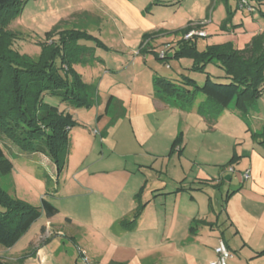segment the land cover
<instances>
[{
  "label": "crops",
  "instance_id": "crops-1",
  "mask_svg": "<svg viewBox=\"0 0 264 264\" xmlns=\"http://www.w3.org/2000/svg\"><path fill=\"white\" fill-rule=\"evenodd\" d=\"M87 1L92 5L90 11L63 10L62 19L69 24L62 29L74 26L83 30L87 18H91L92 23L105 25L116 38L122 35L123 43L134 38L140 47L144 35L158 29L172 33L184 25L172 31L163 25L159 28L146 17V8L134 5L133 0H72L77 7ZM95 29L100 31L99 26ZM200 39L203 38L197 42ZM219 44L213 42L205 47ZM133 61L124 62L120 70L129 69ZM181 61L178 60L180 67ZM188 69L183 67V71ZM150 75L152 86L147 95H135L124 84H115L105 96L97 93V103L79 113L78 119L67 107L58 106L72 116L75 128L81 131L70 130L69 155L59 174L44 156L53 165V176L62 183L54 193L43 196L58 213L52 218L41 216L31 226L29 244L23 249L28 258L22 264H85L81 255L89 264H208L215 260L214 248L219 240L231 254L227 264H264V150L247 141L240 147L231 171H200L192 178L183 173L170 183L161 179V172L154 171L149 161L155 157L169 161L183 155L185 138L182 151L169 152L181 121L186 122L189 113L159 100L153 88L156 74ZM260 122L262 125L264 120ZM87 131L99 136L100 148L109 154L99 151L96 163L107 162L113 156L115 162L118 158L136 157L144 164L134 159L131 168L125 161L123 165H103L106 168L88 166L86 161L96 145ZM143 165L146 169H142ZM245 170H249L248 180L242 178ZM146 172L151 173L148 177L153 181L148 180ZM233 182L237 183L236 189L227 190V184ZM56 195L61 198L57 205L48 197ZM137 201L143 209L134 226L127 229L122 222L133 218Z\"/></svg>",
  "mask_w": 264,
  "mask_h": 264
},
{
  "label": "rangeland",
  "instance_id": "rangeland-1",
  "mask_svg": "<svg viewBox=\"0 0 264 264\" xmlns=\"http://www.w3.org/2000/svg\"><path fill=\"white\" fill-rule=\"evenodd\" d=\"M153 1L158 2V4H153ZM91 2L94 3L93 0ZM86 3L83 2L79 5L80 7H77L72 0L28 1L22 11L10 21L7 28L18 35V38L13 41V50L22 59L36 61L40 56V44L43 43L45 34L54 28H61L69 24L67 19H62L64 11L76 10L77 8L92 10V5L88 4V1ZM133 3L139 8H146V17L159 28L163 25L164 29L172 31L182 23L184 25L181 29L186 26H202L206 38L200 39L196 43L198 52H202L206 48V44L213 42L231 43L234 48L243 49L258 32L264 29V18L261 14L264 7L259 6L256 0H249L252 12L237 8L236 0H133ZM87 20L83 30L93 38L105 43L106 47H97L92 41H82V44L91 47L93 59L74 64L73 69L81 76L84 83L94 85L97 93L102 94V96H105L110 88H114L115 84H124L135 95H147L150 86H152L149 81L150 72L171 82L180 80V76L177 74L181 72L193 79L199 86L202 85L205 74L214 77L223 75L220 66L214 63L205 64L203 72L183 71V67L191 68L192 66L191 59L186 57L181 61L182 67L179 66L178 61L173 59L168 60L167 63H161L156 55H159L163 49L173 52L175 46L169 45L177 44L182 39L179 34L177 35L178 38L174 32L165 33L166 31L158 29L153 31L154 33L148 34L149 36L144 41V47L141 48L134 38L133 40H124L123 43L122 35L116 38L112 35L113 33H110L111 30L104 27L105 25L102 27V24L92 23L91 18H87ZM97 26L100 27V31L95 29ZM202 28L200 29L202 30ZM163 37L165 38L158 40ZM175 38L178 39L175 40ZM140 42L141 40L139 44ZM165 43L168 44L163 47ZM146 44H148L147 47ZM137 56H140L139 60H136ZM143 56H148L145 65L142 64V61L146 60L143 59ZM132 61L133 64L129 66V69L120 70L124 62L131 63ZM107 69L113 72H107ZM199 100L193 106L184 109L179 108L180 111L189 113L187 121L184 123L181 121L179 127L181 141L175 148V152L182 151L183 138H185L186 147L183 155L180 158H172L169 160L170 162L168 161L169 158L162 159L161 157H155L149 161V166H152L154 171L161 172L158 174L159 177L168 183L172 178H180L179 176H182L183 173L191 178L200 171L209 174L219 172L220 174V169H229L236 165L235 161H232L231 165L229 162L233 156H238L240 147L245 142L249 141L256 144L252 135L261 130L260 120H264V91L259 98L251 103L246 115L231 109L219 110L213 128L198 115L196 106ZM115 101L118 100L115 99ZM45 102L53 106L60 105L58 99L54 97H45ZM61 105L75 114V119L80 118L79 113L87 112L84 108L75 109L65 104ZM77 111L80 112L77 113ZM74 131L81 130L74 127ZM86 133L96 145L91 152L92 155L86 161L88 166L106 168L109 164L121 165L125 161V164L131 168L136 162L134 159L139 160L140 163L138 164H144L142 159L136 157L118 158L119 160L115 162L112 160L114 159L113 156L107 162L96 163L95 159L98 158L99 151L102 152L103 150L105 156H109V154L106 149L100 148V138L97 134L93 135L90 131ZM68 138L71 137L68 135ZM0 146L6 155V161L0 166L1 191L12 200L39 208L40 199L45 196L44 194L54 193L57 186L62 184L60 178L57 179L55 175L53 176V165L48 162L44 155L24 151L23 148L15 146L3 135H0ZM68 152L67 156L69 155ZM85 152L86 149L82 154L85 155ZM144 166L142 169H146ZM150 174L146 172L145 176L151 182L153 179L148 177ZM236 185L235 182L231 185L227 184V190L236 189ZM48 197L56 205L61 200L57 195L56 197ZM36 226L37 224L34 227ZM29 230L12 247L5 248L0 245V260L4 264H22L28 258L23 249L29 244L31 235L28 234Z\"/></svg>",
  "mask_w": 264,
  "mask_h": 264
},
{
  "label": "trees",
  "instance_id": "trees-1",
  "mask_svg": "<svg viewBox=\"0 0 264 264\" xmlns=\"http://www.w3.org/2000/svg\"><path fill=\"white\" fill-rule=\"evenodd\" d=\"M28 1L0 0V135L24 151L44 155L59 174L66 163L69 132L77 123L68 112L47 104L45 97H54L60 104L75 109L93 107L98 101L96 87L84 83L73 65L93 59L91 47L82 44V41H92L97 47H103V44L85 30L57 27L45 34L36 61L20 58L12 48L18 35L7 28ZM256 2L264 7V0ZM153 4L158 2L153 1ZM261 14L264 18V11ZM200 28L202 26H186L174 32L182 39L177 42L171 59H191L190 72H203L205 64L214 63L220 66L223 75L214 77L205 74L200 86L185 75H181L176 82L155 76L153 88L159 100L174 108L193 106L200 99L196 111L212 127L219 110L231 109L246 115L251 103L262 95L264 30L241 50L225 43L210 45L198 52L196 43L199 38L185 40L183 36L192 29ZM148 36H143L141 48ZM156 57L161 63L171 60L168 55L164 59ZM252 138L264 150V122ZM180 141L179 131L169 155L174 153ZM237 158L233 156L229 165L232 161L236 163ZM5 161L6 155L0 146V166ZM142 209L143 205L137 201L133 218L123 221L122 226L131 229ZM57 213V208L45 197L40 199V207L37 208L12 200L0 189V245L12 247L41 216L52 218ZM0 264L4 263L0 260Z\"/></svg>",
  "mask_w": 264,
  "mask_h": 264
},
{
  "label": "built area",
  "instance_id": "built-area-1",
  "mask_svg": "<svg viewBox=\"0 0 264 264\" xmlns=\"http://www.w3.org/2000/svg\"><path fill=\"white\" fill-rule=\"evenodd\" d=\"M249 0H238V8L240 10H245L247 12H251V7L248 5ZM192 37H198V38H204L205 37V33L204 31H202L201 29H192L189 32H187L184 36L183 39L187 40L190 39ZM172 55V52H170L167 49H163L160 51L159 53V58L160 59H164L165 57H167V55ZM167 68L168 65H166ZM232 169L230 168L229 171H231ZM250 177L249 175V170H245L242 173V178L243 180H248ZM214 254H215V260L209 262L208 264H227V260L231 258V254L230 252L227 250L224 242L222 240H219L217 243V246L214 248ZM81 260L85 263V264H89L87 262V259L84 257V255H81Z\"/></svg>",
  "mask_w": 264,
  "mask_h": 264
}]
</instances>
